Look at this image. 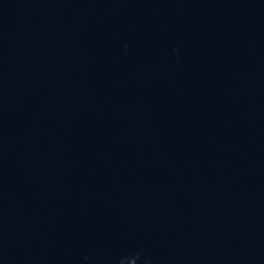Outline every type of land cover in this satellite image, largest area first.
Instances as JSON below:
<instances>
[{
    "label": "water",
    "instance_id": "95a60500",
    "mask_svg": "<svg viewBox=\"0 0 264 264\" xmlns=\"http://www.w3.org/2000/svg\"><path fill=\"white\" fill-rule=\"evenodd\" d=\"M0 264H264V0H0Z\"/></svg>",
    "mask_w": 264,
    "mask_h": 264
}]
</instances>
